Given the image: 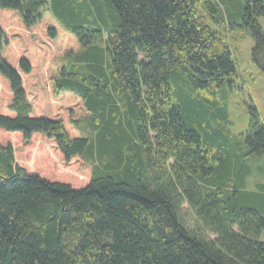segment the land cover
I'll use <instances>...</instances> for the list:
<instances>
[{
  "label": "trees",
  "instance_id": "1",
  "mask_svg": "<svg viewBox=\"0 0 264 264\" xmlns=\"http://www.w3.org/2000/svg\"><path fill=\"white\" fill-rule=\"evenodd\" d=\"M259 18L264 0H0V264H264V126L250 106L229 134L234 55L207 24L242 25L264 73Z\"/></svg>",
  "mask_w": 264,
  "mask_h": 264
},
{
  "label": "rangeland",
  "instance_id": "2",
  "mask_svg": "<svg viewBox=\"0 0 264 264\" xmlns=\"http://www.w3.org/2000/svg\"><path fill=\"white\" fill-rule=\"evenodd\" d=\"M228 9L227 4L225 5ZM222 7V11L225 9ZM225 16V12L223 11ZM49 18V17H48ZM262 32H264V18L257 19ZM9 27L16 28V22L10 20L7 22ZM207 24L213 30L219 31L223 34L225 41L233 52L234 61L236 66V76L232 78V81L237 86L227 100V130L230 135L238 136L243 133L248 128L249 123V107H254L259 116L260 122L264 126V73H262L255 64L251 61V48L253 47V41L249 32L238 25L236 29L224 32L222 29L218 28L210 19H208ZM8 28L6 26L3 31L6 33ZM6 56L9 54L17 56H26L25 51L20 46H12L11 51L3 50ZM12 55V56H13ZM60 56L57 57V61ZM79 128L83 136L88 134L89 129L85 121L79 122ZM246 166L249 169V176L246 181V189L255 191L257 185L264 186V155L249 158L246 160ZM90 167L82 163L80 168V176L85 177L89 174ZM183 214L182 218L185 225L189 229L200 230L203 237L213 241L214 237L207 234L205 231L195 223L191 214L188 211L187 206L184 204L181 207ZM260 239H264V229L261 231Z\"/></svg>",
  "mask_w": 264,
  "mask_h": 264
}]
</instances>
